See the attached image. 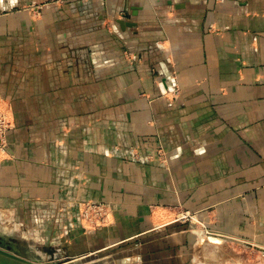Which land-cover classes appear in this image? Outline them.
Segmentation results:
<instances>
[{"label": "crops", "instance_id": "0c3cea01", "mask_svg": "<svg viewBox=\"0 0 264 264\" xmlns=\"http://www.w3.org/2000/svg\"><path fill=\"white\" fill-rule=\"evenodd\" d=\"M41 1L0 0V110L12 121L0 219L18 247L46 260L149 239L182 205L228 242L264 250V0L27 8ZM83 199L110 201L112 223L84 232ZM167 238L146 250L182 264L185 232ZM130 250L123 264L139 262ZM239 253L225 263L247 264Z\"/></svg>", "mask_w": 264, "mask_h": 264}, {"label": "rangeland", "instance_id": "374dc122", "mask_svg": "<svg viewBox=\"0 0 264 264\" xmlns=\"http://www.w3.org/2000/svg\"><path fill=\"white\" fill-rule=\"evenodd\" d=\"M63 2L65 0H44L37 3H31L27 8H33L32 11L35 14H40L42 8L45 4L48 2ZM11 128H12V121H11ZM10 128V129H11ZM9 132V131H8ZM8 146V134H7V143L6 147ZM5 147V149H6ZM160 151V152H159ZM157 158L164 163L165 165H168L169 163V156L163 151L162 148L158 149L157 152ZM88 201H95V202H104L106 205L107 211V218L105 220V223L96 225L94 223H89L87 220H82L81 218V204L83 202ZM78 219L80 226L82 227L83 231L87 234L92 233L93 231L110 225L112 223V215H113V205L110 201L105 200H94V199H83L78 201ZM154 207V206H152ZM151 207V211H152ZM173 217L168 220V225L172 227H167L166 233L164 230L159 229L155 230V234H152V237H149V239L143 238L145 235H135L134 237L130 238V240H127L125 242H119L118 244L114 245L113 247L107 248V249H87L85 251L75 250V253H73V250H69L63 254V256H55L54 251L51 252L48 251V253L51 255H48V258L45 260L41 256H38L35 254L34 251L30 253L29 250L26 248L21 249V251L24 253L27 258L31 259L36 263H43L44 261L47 262H53L57 264H123V262L120 261V258L124 257L123 250L124 249H131L130 252H128L127 257L133 256L135 259H138L139 262H135L136 264H180L177 258H174L172 252L171 256L163 257L161 256V252L158 251V244H155L154 247H152L149 250H146L148 247H146L147 240L153 241L154 239H158L164 236H167L168 240L171 239L172 235L175 232L184 231L186 234V246L187 249L183 251L182 254H184V257L182 258V264H226L225 258H228V254L230 256H237L241 253L245 255H249V262L247 264H264V250L261 249H250L247 246L239 245L235 241H227V237H224L219 233L218 230L212 229L210 225H208L205 222V219L200 215L199 211H193L190 209L183 208L182 205H177L174 210ZM190 213V214H189ZM7 219V218H6ZM10 221V220H9ZM166 223V222H165ZM0 224L5 228L6 230H9L8 224H11L10 222H6V220L2 221L0 219ZM164 225V224H163ZM167 226V225H166ZM157 228V227H156ZM0 227V231H1ZM10 231V230H9ZM163 232V233H162ZM10 234H1V236H5L9 241H13L15 243L24 245L22 239H20V233L17 231H10ZM208 234L212 235H221L223 236V241L221 243H214L211 241H205L204 238L208 236ZM157 235H159L157 238H155ZM171 241V240H169ZM229 243H233L229 246ZM160 246V244H159ZM235 246V248H234ZM239 251V252H238ZM170 252V251H169ZM239 253V254H238ZM138 254V255H137ZM242 255V254H241ZM139 256V257H138ZM240 256V255H239ZM111 257V258H110ZM106 258V259H105ZM113 259V260H112ZM134 259V260H135ZM225 259V260H224ZM237 261V260H236ZM20 264H28L26 262L20 261ZM134 263V264H135ZM32 264V263H29Z\"/></svg>", "mask_w": 264, "mask_h": 264}, {"label": "built area", "instance_id": "2783aa9c", "mask_svg": "<svg viewBox=\"0 0 264 264\" xmlns=\"http://www.w3.org/2000/svg\"><path fill=\"white\" fill-rule=\"evenodd\" d=\"M11 128V120L7 114L0 110V149H5L7 143V134ZM160 152V151H159ZM81 218L89 223L96 225L105 223L107 218V209L104 202L88 201L81 204ZM190 214V213H189Z\"/></svg>", "mask_w": 264, "mask_h": 264}, {"label": "water", "instance_id": "95a60500", "mask_svg": "<svg viewBox=\"0 0 264 264\" xmlns=\"http://www.w3.org/2000/svg\"><path fill=\"white\" fill-rule=\"evenodd\" d=\"M119 22L123 25L125 22L128 25H134L135 23L127 22L124 20H119ZM0 254L3 255V257L0 256V264H18L15 260H21L26 263H32L35 262L31 259L27 258V256L24 255V253L21 251V249L18 247L17 243L13 241H9L5 236L0 235ZM36 264H57V263H51L44 261L43 263H36Z\"/></svg>", "mask_w": 264, "mask_h": 264}, {"label": "bare ground", "instance_id": "6f19581e", "mask_svg": "<svg viewBox=\"0 0 264 264\" xmlns=\"http://www.w3.org/2000/svg\"><path fill=\"white\" fill-rule=\"evenodd\" d=\"M0 256L3 257V255H1V254H0ZM15 261H16L18 264H20L19 262H20L21 260H15Z\"/></svg>", "mask_w": 264, "mask_h": 264}]
</instances>
